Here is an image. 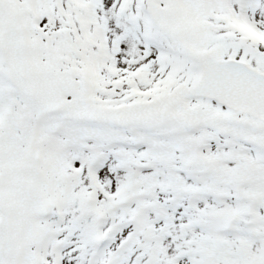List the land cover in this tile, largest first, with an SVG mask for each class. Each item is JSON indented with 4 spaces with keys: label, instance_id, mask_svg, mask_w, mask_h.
<instances>
[{
    "label": "snow or ice",
    "instance_id": "snow-or-ice-1",
    "mask_svg": "<svg viewBox=\"0 0 264 264\" xmlns=\"http://www.w3.org/2000/svg\"><path fill=\"white\" fill-rule=\"evenodd\" d=\"M0 264H264V0H0Z\"/></svg>",
    "mask_w": 264,
    "mask_h": 264
}]
</instances>
